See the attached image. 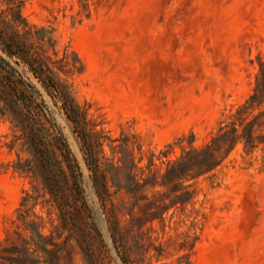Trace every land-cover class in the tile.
Masks as SVG:
<instances>
[{
  "label": "rangeland",
  "instance_id": "rangeland-1",
  "mask_svg": "<svg viewBox=\"0 0 264 264\" xmlns=\"http://www.w3.org/2000/svg\"><path fill=\"white\" fill-rule=\"evenodd\" d=\"M0 29L52 77L0 47V264H264V143L175 185L259 111L264 0H0Z\"/></svg>",
  "mask_w": 264,
  "mask_h": 264
},
{
  "label": "trees",
  "instance_id": "trees-1",
  "mask_svg": "<svg viewBox=\"0 0 264 264\" xmlns=\"http://www.w3.org/2000/svg\"><path fill=\"white\" fill-rule=\"evenodd\" d=\"M0 47L8 57L16 58L29 66L43 82L52 79L45 59L39 55L30 54L28 40H21L17 31L9 32L6 29H0ZM8 63L5 58L0 56V91L4 92L5 90V93L6 89L16 82L13 81L9 71L13 67H8ZM1 97L4 98L2 95ZM250 106L259 109L258 113L251 118L246 116L239 124L234 123L231 127H223L203 149L191 153V158L187 157V153L175 163V185H184L186 181L215 171L240 143H244L245 148L257 147L260 143H264V138L255 133L258 128L264 126V69L261 70V75L257 78L253 94L237 110V113L242 114L244 109ZM194 154L197 155L196 158H192ZM47 161H52L49 153L47 158L43 157L45 165Z\"/></svg>",
  "mask_w": 264,
  "mask_h": 264
}]
</instances>
